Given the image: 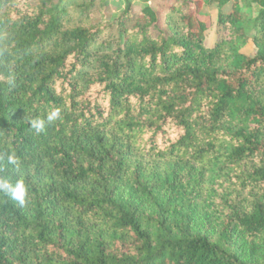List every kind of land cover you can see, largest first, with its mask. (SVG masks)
<instances>
[{"label":"trees","instance_id":"obj_1","mask_svg":"<svg viewBox=\"0 0 264 264\" xmlns=\"http://www.w3.org/2000/svg\"><path fill=\"white\" fill-rule=\"evenodd\" d=\"M191 2L0 0V264H264V0Z\"/></svg>","mask_w":264,"mask_h":264},{"label":"rangeland","instance_id":"obj_2","mask_svg":"<svg viewBox=\"0 0 264 264\" xmlns=\"http://www.w3.org/2000/svg\"><path fill=\"white\" fill-rule=\"evenodd\" d=\"M174 0H107L109 7V17L114 20L122 14L125 10L126 4L131 2L136 10L139 12L147 6H151L158 14L160 18V26L164 28L166 23L177 25L180 23V17L177 14H167V9L171 8ZM198 2V3H197ZM190 9L193 15L196 17V20H200L205 24L206 28L203 37V44L205 47H212L216 41V23H217V13L218 7L216 5L207 6L204 0H192L190 3ZM250 17L254 18L257 15L258 8L254 5L251 9H246ZM198 33V29L196 30ZM241 52L247 56L254 57L257 53V47L253 42H249Z\"/></svg>","mask_w":264,"mask_h":264},{"label":"clouds","instance_id":"obj_3","mask_svg":"<svg viewBox=\"0 0 264 264\" xmlns=\"http://www.w3.org/2000/svg\"><path fill=\"white\" fill-rule=\"evenodd\" d=\"M58 115H59V110L52 111L47 116V122L50 124L58 117ZM31 125L37 132H41L45 128V120L40 118H35L31 121ZM8 162L10 164L17 163L15 154H10L8 156ZM0 192L10 196L11 199L18 201L21 205L25 203L26 198L28 196V188L23 180H17L16 183L13 185L6 178H0Z\"/></svg>","mask_w":264,"mask_h":264}]
</instances>
